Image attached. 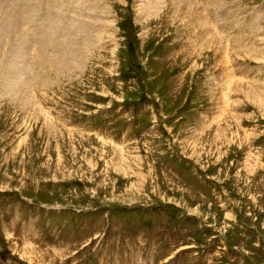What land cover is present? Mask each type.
<instances>
[{
  "label": "rangeland",
  "instance_id": "obj_1",
  "mask_svg": "<svg viewBox=\"0 0 264 264\" xmlns=\"http://www.w3.org/2000/svg\"><path fill=\"white\" fill-rule=\"evenodd\" d=\"M97 1L0 32V264H264V0Z\"/></svg>",
  "mask_w": 264,
  "mask_h": 264
},
{
  "label": "bare ground",
  "instance_id": "obj_2",
  "mask_svg": "<svg viewBox=\"0 0 264 264\" xmlns=\"http://www.w3.org/2000/svg\"><path fill=\"white\" fill-rule=\"evenodd\" d=\"M10 1L11 3H9V8L6 11V14H3V17L0 18V26H1L0 32L2 29H5L6 31L5 36L7 37L8 35V38L10 39L8 42H11L12 44L14 43L13 49L11 50V53L14 56L18 54L17 52L18 50L17 46H19L18 44L21 42L26 43L28 39H29L30 45H35L36 51L35 50L34 51L35 52L38 51L39 53L48 44L52 46L53 48H55L56 42L55 40H53L55 36L51 37L49 36L48 33H65V32L71 31L70 33L84 34L86 32V24H89L88 18L97 15V13L95 14V12H94V15L93 14L91 15L92 11L93 10L95 11L96 9L94 8L95 6H93V3L91 2V0L90 1L87 0V4L84 6L83 10H80V9L77 10L80 14L79 16L80 20L75 19L74 15L67 14L69 18L71 17V19H73V20L70 19V21L67 19L66 16H63V14L59 12L62 0H10ZM95 2H98V1L95 0ZM5 8L3 7V9ZM81 11H83L85 15H82ZM100 13H101V8H100ZM52 17L53 19L50 21L47 19V18H52ZM72 21L74 22L72 23L74 25L72 26L71 24L72 27L71 26L68 27L69 25L68 23ZM27 24L33 25L32 27L34 28L32 31H29V30L27 31L28 28H25L27 27L26 26ZM66 25H67V28H65ZM88 30H92V28L88 27ZM29 35H30V38H29ZM26 45H23V46H26ZM56 52L58 53V55L55 54L57 56V59L61 58L60 52H62L63 55H65L66 53V51L61 50V47H59ZM82 52L84 53L85 51H82ZM80 53H77V54H80ZM9 55L10 53L8 54V57ZM45 55L46 54L41 55V56L37 55L35 57L36 60H34L35 61L34 64H38V63L41 64L42 62L48 65L49 62L52 63ZM67 56H64L65 59ZM51 58L52 57H50V59ZM58 62H61V60L60 61L58 60ZM3 63H6V61L4 60ZM61 63H58V64L63 65V61ZM58 64L55 63L54 67L55 65H58ZM10 65H6V66L10 68Z\"/></svg>",
  "mask_w": 264,
  "mask_h": 264
}]
</instances>
